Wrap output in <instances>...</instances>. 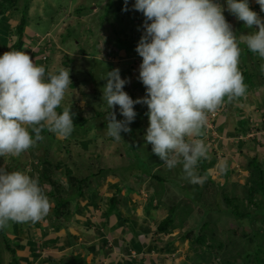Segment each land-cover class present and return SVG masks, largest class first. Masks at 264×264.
Returning <instances> with one entry per match:
<instances>
[{
  "label": "clouds",
  "instance_id": "9594fccd",
  "mask_svg": "<svg viewBox=\"0 0 264 264\" xmlns=\"http://www.w3.org/2000/svg\"><path fill=\"white\" fill-rule=\"evenodd\" d=\"M127 3L124 0L122 11L128 10ZM256 3L264 12V0ZM133 9L144 17V34L135 51L142 59L137 78L145 96L133 100L123 91L129 80L121 79L120 70L106 71L102 99L109 110L107 135L121 141V133L131 131L135 105H145L148 127L143 139L152 153L167 169L179 166L184 179L202 185L207 176L199 173L198 166L210 159L201 138L208 116L226 102L245 97L240 45L264 60V18L250 9L248 0H224V4L219 0H135ZM225 11L244 28L255 26L257 31L237 35ZM49 37L46 33L43 39ZM105 47L108 52L111 46ZM71 83L68 67L46 77L45 67L37 66L24 51L0 56V157H20L44 139V130L62 139L70 137L75 113L72 104L65 106L64 101ZM116 106L123 120H117ZM218 168L226 172L227 162ZM52 207L38 177L0 168V230L11 223L44 221ZM106 244L110 245L109 240ZM133 255L131 251L129 257Z\"/></svg>",
  "mask_w": 264,
  "mask_h": 264
},
{
  "label": "crops",
  "instance_id": "0c3cea01",
  "mask_svg": "<svg viewBox=\"0 0 264 264\" xmlns=\"http://www.w3.org/2000/svg\"><path fill=\"white\" fill-rule=\"evenodd\" d=\"M32 1L30 0V4H28L25 22L20 31L16 29V26L22 17L21 12L17 14V10L12 8L0 15V56L8 51H24L33 59L37 66L45 67L47 77L49 72L55 73L58 71L57 68L60 67L61 60L67 56H65L66 53L58 44L62 34H58L57 38L54 37L52 39V34L53 36L55 35L52 31L40 32L36 27L26 24V22L30 24L27 12H31V4L34 5V3H31ZM252 6L260 8L256 0H253ZM94 9L97 10L96 5H94ZM93 10L92 12H94ZM128 15L130 18H135H131L130 24L133 25L136 32L139 30L138 34H144L142 22L140 23L138 20L141 19L142 15L137 12L135 14L129 12ZM69 21L67 24L70 23ZM129 29L128 27L127 31ZM253 30L257 31L255 26ZM46 33H50V39H43ZM247 33L249 31L243 30L239 31L238 35ZM127 50L124 48L113 52L114 55L112 54L111 56L113 58L112 64L114 65V69L119 68L120 76L130 80L134 86L136 82H139L137 77L142 59L136 53L135 48ZM243 51L241 49L239 67L241 70V67L245 66L246 71L250 73L248 56L251 55V58H258V55L247 51L248 53L243 57ZM129 52L135 54L133 64H131L132 58L128 57ZM116 57L118 58V63L115 62ZM255 63L256 67L252 71V75L255 78L251 73L249 74L251 75V82L246 84L247 93L245 97L234 100L231 103L226 102L220 109L214 125L216 138L210 139L208 135L207 138L204 136L201 138L209 149L210 159L205 160V163H207V174L213 182L217 183L219 181L218 183H222L227 181L228 183H235L239 187L244 186V189L255 186L254 188L260 192L263 189L258 187L259 180L252 182L249 176L251 168H257V166L252 164L254 159H258L264 165V70H262L264 68L260 67L261 62L256 61ZM134 89L136 92L133 96L136 99L141 98V92L135 87ZM69 103L72 104L71 110L73 113L79 114V111L82 112L77 99H73V96L67 93L64 105H70ZM58 110L62 109L58 108ZM88 121L86 119L82 128L74 126V131L67 139L59 138L46 130L43 131L44 135H46L45 141H42L44 147L51 148L54 152L57 149L56 146L60 145L64 147V145H67L70 148L78 147L82 151L85 148L82 147L81 142L86 141L89 145L94 143V148H96V138L99 135H96L95 140L93 139L94 137L91 140L75 138L76 132L79 135L82 134V130L83 133L93 132V127L90 128V125H86ZM105 129L107 130L106 126ZM71 136L74 138L71 139ZM127 138L128 135H125V140ZM106 139L110 143L113 141V138L110 136L106 137ZM72 141H76V143L72 144ZM94 148L90 149L89 147L90 150L99 149ZM6 158L8 160L12 159L11 157ZM1 159L2 157H0V166H3ZM27 161H29V158ZM33 161V163L29 164L28 168L24 167L25 164H23L22 169L26 168L28 170L31 168L32 165L37 163L36 160L33 159ZM224 161L227 162L228 169L226 172H221L218 164ZM57 162L48 160L47 164H45V169L48 170L47 174L54 181H57L59 187L55 184L53 187L49 185L50 183L46 182L40 186L45 194L48 193L46 195L53 202V207L49 213L50 216L48 215L45 221L38 222L39 224L11 223L8 228L0 230V264H140L141 262L145 264L147 262L160 264L164 260L161 252L164 251L165 247L170 254L169 246L172 245L171 241H174V239L167 241L165 235L169 233L155 232L156 226L166 215L163 214V217H160L159 209L161 206L155 201L157 200L155 197L151 202L148 199H150L149 195L154 188L158 192L162 188L160 193L165 198L166 205L170 204L172 206L174 200H171V196L167 197V194L173 191L174 188H169L164 176L165 179L162 181L154 179L153 174H157V169L151 172L152 176L149 174L150 179L139 180L142 175H137L135 182H139L140 187L130 191V194L124 200L119 198V191H115L113 187L117 182V179H114V175H108L105 179L101 177L96 179L95 177L100 174V171H97L93 176L100 193V198L91 201L88 198L86 199L85 196H79L78 199L76 198L72 202L74 205H71L64 198L65 196L61 197L59 194L65 190L63 184L66 183L68 185L67 176H71L73 168L76 170L77 165H75V162H72L70 165L69 163L66 164L69 168L65 165L62 172L63 175L60 173L61 175L58 177L57 172H55ZM161 166L164 167L163 162H161ZM17 167L21 168L20 166ZM37 169L39 178L40 172L43 169L41 166ZM11 171L17 170L14 168ZM32 171H36V169L28 171V174L30 175ZM34 177L37 176L35 175ZM84 179L86 178L77 180L80 185L79 188H81ZM150 180H154L156 183H151ZM257 182L258 184H256ZM106 183L107 186L105 185ZM261 183L264 185V180L261 179ZM55 186L58 189L60 188L59 191L55 192ZM239 187L238 192H236L237 195L242 189ZM229 188L228 190L231 191V187ZM65 192L67 194L69 188ZM82 194L84 195V193ZM127 194L128 191L123 189L119 195L124 197ZM239 195L245 196V194ZM107 197L110 198L107 199ZM117 197L119 198L118 200ZM61 198L65 201L62 207L56 206V202ZM261 201L264 202L262 198ZM61 209L65 213H68V216H57L58 212H61ZM258 209H260L258 213H264V204ZM112 214H115V222L113 224L108 220ZM132 226L137 232H133ZM146 232L150 233V240H145L144 234ZM110 234L112 238L108 237ZM105 239L110 240V245L106 244ZM131 251L139 253V259L124 258L125 255L129 256Z\"/></svg>",
  "mask_w": 264,
  "mask_h": 264
},
{
  "label": "rangeland",
  "instance_id": "374dc122",
  "mask_svg": "<svg viewBox=\"0 0 264 264\" xmlns=\"http://www.w3.org/2000/svg\"><path fill=\"white\" fill-rule=\"evenodd\" d=\"M10 1L13 2V0ZM24 2L25 0L15 1L14 7L18 9L16 12L17 14H20V9L23 7L24 4L22 3ZM83 2H85L84 4L87 5L88 9H84L78 13V9ZM134 2L135 0H128L127 3V7L130 8L129 12L131 14L137 12L133 9ZM219 2L224 4V0H219ZM28 3L30 4V0L26 2L25 9H27ZM31 3H34V5L31 4V12H27L30 24L27 22L26 24L36 27L40 32L52 31L55 33L54 36L53 34L51 36L49 33L52 39H54V37L57 38L58 34H62L58 44L70 59L68 58L67 60V58L64 57V59L61 60L60 67L57 69L69 68L72 83L67 93L71 94L73 99H77L79 102L82 110V112L79 111V114L87 120L90 119L86 125H93L90 126V128L93 127L92 134L89 133L91 131L83 133L82 130L81 135H79L78 132L75 133V138L80 140H91V138L94 137L93 139L95 140L96 135L99 136L96 138V148H94V143L89 145L86 141L81 142L82 147L85 148L83 151L78 149V147H75V149L74 147H67V145H64L63 149L59 145L56 146L57 149L53 152L51 148H45L43 143H38L36 147L29 149L18 158L11 157L12 159L8 160L6 157H2L1 163H3V166H0V168L9 172L11 169L14 170V168H16V170H21L28 174V171L35 170L39 168V166L42 167L43 165L40 161L41 156H46L47 161H58L55 165V172H57L58 177H60L64 171L63 167H65L68 162H75V165H77L76 170L73 168L71 176H67L68 185L66 183L63 184L65 190L69 188V192L66 194L64 190L59 194L61 197L65 196L64 198L67 199L68 203H71V205H74L72 202L75 201L76 198L78 199L79 196H85L86 199L88 198L91 201L100 198V193L98 187H96L93 176L97 171H100V174L95 177L96 179L99 177L105 179L108 175H114V179H117L116 185H112L115 191H119V194L123 189L128 191V194L124 197L118 194L119 198L124 200L128 197L130 191L140 187L139 182H135L137 175H142L139 180H145L146 178L150 179L149 174L157 169L158 175L166 177L169 188H174V192L170 191L167 194V197L171 196V200H174L172 206H170V204L166 205V200L160 193L162 188L159 192L154 188L149 195L150 199H148L152 201L155 197L157 199L155 201L161 206L159 209L160 217H163V214L166 216L170 215L173 221L172 225L167 228V233L170 235L168 234L165 236L167 237V241L172 239H174V241L172 240V245L169 246L170 254L167 252L166 247L164 251L161 252L164 260L160 264H225L226 260H228L230 264H244L242 258H240L241 252H247L249 249L252 250L256 246L262 248V251H264V240H261L262 236L264 238V232L260 230V219L254 217L253 220H257L251 221L255 223L250 222L249 224L251 226L249 225L243 228V235L249 233V238L241 236V232H239L237 228L235 229L237 233L233 234V232L230 231L231 229H229L230 227H228V223L232 222L230 213L224 212L218 215L214 212L211 213L210 216L205 214V208H214L218 200H213V196L205 191L202 195L195 197L196 195L193 192L194 189L190 188L191 183L183 178L181 168L178 166L170 170L171 172H169L166 167L162 168V161L152 153L151 145L146 144L145 141H137L138 145L135 147H133L131 143H129L130 146H127L124 144L125 135H127V133L123 132L121 133L122 140L119 142L113 139L110 143V141L106 139V137H108L107 130L105 129V126L107 127L106 116L109 110L107 109L106 102L102 99V91L106 83L102 78L106 71L114 69V65L112 64L113 58H111L114 49L122 50L123 48H121V46L128 48V45L123 42L122 39L116 43L117 40L115 39L116 42L114 41V36H120V39L122 33H124L122 36H126L128 27L133 28V25L130 24V17L124 16L122 10L118 12V6L119 8L125 6L124 0H33ZM252 3L253 0H248L250 9L256 12L261 18H264V12H261L258 7L254 8ZM94 5H96L97 10L94 9ZM92 10L94 12L98 11L96 15L93 14L94 12H92ZM13 13L15 12L13 11ZM23 14L26 15V12ZM224 15L227 17V21L233 26V30H235L238 24L236 18L227 11L224 12ZM68 18L71 19V21H69ZM68 21L70 23L67 24ZM143 24L144 18L142 19V25ZM252 31L254 30L252 29L249 33ZM137 32H139V30H137ZM105 45L111 46L108 52H106L108 47L106 48ZM116 46H118V48ZM240 47L243 50L246 49L242 44ZM120 53H122V51H120ZM117 61L118 58L116 57L115 62L118 63ZM256 61L261 62L260 67L264 68V60L259 57L251 58V55H249L248 66L251 75L256 67ZM250 73L248 72L247 74L249 77L251 76L249 75ZM252 76L255 78L254 75ZM121 79L124 78L121 76ZM131 85L133 84H131L129 80V83L125 85L123 91L130 94V97L135 100L133 95L136 91ZM136 88L143 93L142 87L136 86ZM143 96L145 95H142V97ZM103 111L104 114L102 113ZM95 113H101L103 115L99 116V118L92 119ZM115 113L116 118L118 117L123 120V117L119 113L118 106L115 108ZM73 119L74 122H76L75 117ZM140 119H142L140 116H136L135 118V120ZM135 120L131 124L134 125ZM139 122L142 124V129L147 127L145 121ZM129 127L132 128L130 125ZM71 137V139L74 138L73 136ZM71 143L74 144L76 141H72ZM89 147L90 149H99L90 150ZM28 158L29 161H27ZM33 159L37 161L36 164L32 165L28 171L26 168L22 169L23 164L26 165H24V167L28 168V166H30L29 164L34 162ZM252 164L257 166V168H251L249 173L251 181L256 182L259 178L264 180V165L261 164L258 159H254ZM259 169L262 171H259ZM81 178L86 179H84L79 189L80 185L77 180ZM150 182L156 183L154 180H150ZM105 185L107 186V183ZM208 188L210 191V186H208ZM82 193H84V195ZM239 194L244 195L243 191L239 192ZM239 194L238 199L242 197ZM109 198L110 197H107V199ZM119 198L117 197V200ZM217 205L222 209L225 206L222 202ZM114 216L115 214H112L108 218L112 224L115 222ZM216 216L218 217L216 218ZM208 218L211 220H208ZM204 220L209 223L210 227L212 226L211 222L213 224L216 223L217 230L215 226H213L214 230L212 232L208 231L207 227L200 228ZM131 229L134 233L137 232V230H134L133 226ZM253 232L256 236L253 235ZM199 235H205L203 243L197 241ZM181 236H184L182 239H185L181 240ZM210 236L214 241L210 239ZM108 237L112 238V235L110 234ZM144 238L145 240H150V233L146 232ZM251 239H255L253 243L250 242ZM107 240L109 239H105L106 242ZM208 242L215 248L214 253L209 251L206 247ZM219 242L220 245H218ZM135 253L136 252L132 251V254H134L132 257L125 255L124 258L132 260L139 259V253ZM140 264L145 263L141 262ZM147 264L153 263L147 262Z\"/></svg>",
  "mask_w": 264,
  "mask_h": 264
},
{
  "label": "trees",
  "instance_id": "16d2710c",
  "mask_svg": "<svg viewBox=\"0 0 264 264\" xmlns=\"http://www.w3.org/2000/svg\"><path fill=\"white\" fill-rule=\"evenodd\" d=\"M15 1L16 0H13V2H11L10 0H0V15L4 14L7 10L9 9H12L14 8L15 9ZM28 0H25L23 7L20 9V12L22 13V17L20 18V21L18 23V25L16 26V29L18 31L21 30V27L23 26L24 22H25V15L23 13L26 12V2ZM85 3V2H83ZM83 5V6H82ZM80 6V8L78 9V13L82 11V9H87V5L86 4H82ZM111 5H114V4H111ZM125 6H121V8H119L118 6V12L120 10H122ZM226 7V5H225ZM128 8V7H127ZM129 9L127 11H123L124 13V16H127L129 17ZM18 11V9H16ZM98 12V11H97ZM97 12H94L93 14L96 15ZM138 14L142 15V18L141 19H138L139 22L141 23L142 22V19L144 18L143 17V14L140 13V12H137ZM132 19H135L134 17H131ZM130 18V19H131ZM227 18V17H226ZM237 25H236V29L234 30L237 35H238V32L239 31H243V30H249L251 31L252 29H246L244 28L242 22L238 21L237 20ZM124 35V33L121 34V38L119 39L120 36H114V41L118 43L119 40H123V42H125L127 45H128V49L127 51H129L130 49L132 50V48H136L139 40H140V37L143 35V34H138L136 32V29L134 28H130L129 31H127V34L126 36H122ZM116 39V40H115ZM243 45V44H242ZM118 48V46H116ZM121 48H125V47H122ZM118 50L116 49V52ZM252 53L250 52L247 48L242 52V56L245 57L246 53ZM129 54V58H132V63H134L133 59L135 57V54L133 53H128ZM133 54V55H132ZM137 55V54H136ZM68 58V57H66ZM241 71L243 73V76H244V82L245 84H247L248 82H251V79L250 77L247 75L248 72L246 71V67L245 66H242L241 67ZM56 73V72H55ZM133 86V85H132ZM136 86H140L143 88V93L138 89L136 88ZM136 88L137 90H139L141 92L142 95H145V88L144 86L139 83V82H136L135 85L133 86V88ZM132 94V93H131ZM130 96V94H128ZM134 97V96H133ZM144 97V96H143ZM142 98V96H141ZM136 99V98H135ZM135 112L137 113L136 116H140L142 119L140 120H135V123L134 125L133 124H130V126L132 128L131 131L129 133H127L128 135V138L126 140H124V144L127 145V146H130L129 143L132 144L133 147H135L137 144V141H143L144 142V136L146 135V129L148 127V118L146 116V112L148 111L147 110V107L145 105H135V108H134ZM62 110H58V112H60ZM108 112V111H107ZM99 116H101V113H95L93 114V117L92 118H99ZM75 119L78 120V123H74V126L76 127H79V128H82V126L84 125L86 119L83 118L80 114H75ZM78 117V118H77ZM117 120H121L120 118L117 117ZM143 122L145 121L147 123V127H144L142 129V124L139 122ZM79 124V126H78ZM214 125H215V122H214ZM30 134H31V131H30ZM41 135L45 138L46 135H44V132L42 131ZM207 138V137H206ZM208 138L210 139H213V138H216V135L212 136V135H208ZM45 141V139H43ZM42 140V141H43ZM42 141L38 142V143H43ZM41 163H42V169L43 171L40 172V176H39V183H40V186H42V184L44 182L46 183H50L49 185H52V184H55L59 187V184L57 183V181H54L48 174V170H46L45 168V164H47V158L46 156H44V158L42 157V159L40 160ZM206 165L207 163H205V161H202L199 166H198V171L201 175H206L207 174V170H206ZM162 168H165V166H161ZM169 170V169H167ZM158 171V170H157ZM259 171H262L259 169ZM169 172H171L169 170ZM41 174H43L41 176ZM37 176L38 177V170L36 169V171H34V173H31L30 176ZM48 175V176H47ZM151 176H152V173H151ZM154 176V179H158L159 181H162L164 180L165 178L163 176H160L158 174H153ZM207 179L206 181L204 182V185H196V184H190V188H193V192L195 193V197H198L199 195H202V193L205 191L206 193H210L212 196H213V200L214 199H217V203L216 205L214 206V208H208L206 209L205 208V214H207L208 216L211 215V213H217L218 215L219 214H222V213H230V217H232V222H229L228 223V227H230L229 229H231L230 231L233 232V234H236L237 233V230H235L236 228L239 230L240 235L243 236V237H246V238H249V233L247 234H244L243 235V231H244V227L245 226H249L250 224V220L254 217H257L258 219H260L261 221V227H264V213H258V211L261 209H258L259 207L263 206L264 202L261 201V198L264 200V185L261 183V178H259L258 182L256 184H258V187L259 188H262L263 190H261L259 192L258 189L254 188L253 186L252 187H249V188H243L244 186H241L239 187L237 184L235 183H228L227 181H224L222 183H216V182H213V180L208 177L209 175L207 174ZM153 178V177H152ZM209 178V179H208ZM255 184V185H256ZM55 186L54 190L55 192L59 191L58 187ZM208 186H210V191H209V188ZM257 186V185H256ZM220 187V188H219ZM229 187H231V191H229L228 189H230ZM238 187L239 188H242L241 189V192L243 191V194H245V196H242L240 199H238V195L236 194V192H238ZM64 188V187H63ZM80 189V188H79ZM236 191V192H235ZM174 192V191H172ZM48 194V193H46ZM221 194V195H220ZM238 200V202H237ZM63 202H65L63 200V198H61L59 201H57V205L56 206H60L62 207V204ZM224 203L225 206L222 208H220L217 204H220V203ZM240 209V210H238ZM225 210V211H224ZM238 212V213H237ZM240 212V213H239ZM244 212V214H243ZM248 212V213H247ZM252 212V213H251ZM247 213V214H245ZM240 214V215H239ZM57 216H62V217H65V216H68V213H65L64 211H62L61 209V212H58ZM229 216V215H227ZM245 216H247L248 218H245ZM218 216H216L217 218ZM215 218V219H216ZM241 218V219H240ZM251 218V219H249ZM208 220H211L210 218H208ZM239 220V221H238ZM217 222V221H216ZM242 222V223H240ZM245 222V223H244ZM173 221H172V217L170 215H167L165 218H163L159 223L158 225L156 226V232L158 233H167V228L172 225ZM252 223H255V222H252ZM212 226L210 227L209 226V223L206 222V220L203 221L202 223V226L200 228H204V227H207L208 228V231H213L214 228L213 226L216 227V223H212ZM233 224V225H231ZM245 224V225H244ZM199 228V229H200ZM217 230V227L215 228ZM264 232V228L260 229ZM253 235L256 236V234L253 232ZM184 236H181L180 239L181 240H184L182 239ZM239 237V235H238ZM202 238V240H201ZM210 239L212 240L213 238L210 236ZM205 240V235H199V237H197V241L199 243H203ZM210 240V241H211ZM255 239H251L250 242L253 243ZM261 240H264L263 236L261 237ZM214 241V240H212ZM211 241V242H212ZM211 243L208 242V245H206V247L209 249V251L211 252H215V248L213 247V245H210ZM218 245H220V242L218 243ZM220 254L222 255V253L220 252ZM240 258H242V262L244 264H264V251H262V248L256 246L255 248H253L252 250H248L247 252H241V255H240ZM222 260V259H221ZM220 264V263H219ZM225 264H230L228 260H226Z\"/></svg>",
  "mask_w": 264,
  "mask_h": 264
},
{
  "label": "built area",
  "instance_id": "2783aa9c",
  "mask_svg": "<svg viewBox=\"0 0 264 264\" xmlns=\"http://www.w3.org/2000/svg\"><path fill=\"white\" fill-rule=\"evenodd\" d=\"M220 111V110H219ZM217 112L215 114H209L208 116V123L204 129V136L207 137V135H215V130H214V121L219 115L220 112Z\"/></svg>",
  "mask_w": 264,
  "mask_h": 264
},
{
  "label": "bare ground",
  "instance_id": "6f19581e",
  "mask_svg": "<svg viewBox=\"0 0 264 264\" xmlns=\"http://www.w3.org/2000/svg\"><path fill=\"white\" fill-rule=\"evenodd\" d=\"M29 4V3H28ZM39 16V15H38ZM44 35V34H43ZM44 38V37H43ZM51 41V40H50ZM63 53V52H62ZM66 56H67V54H66ZM67 60H68V58H67ZM70 61V60H69ZM100 71V70H99ZM97 72V71H96ZM89 86H90V88H91V85L89 84ZM98 86V85H97ZM101 87V86H100ZM88 88V87H87ZM102 88V87H101ZM90 90V89H89ZM70 104V103H69ZM86 107V106H85ZM77 113V112H76ZM103 114H104V112H102ZM103 114H101V115H103ZM105 116V115H104ZM88 117V116H87ZM78 118V117H77ZM79 120V119H78ZM78 120H76V122L78 123ZM90 120V119H89ZM75 123V122H74ZM92 124H90V126H91ZM78 126H79V124H78ZM93 126V125H92ZM79 127H81V126H79ZM97 127V126H96ZM99 127V126H98ZM45 131V130H44ZM47 131V130H46ZM92 134V133H91ZM50 135H52V134H50ZM50 137V136H49ZM63 148V147H62ZM64 149V148H63ZM76 149V148H75ZM83 151V150H82ZM48 153V152H47ZM62 153V152H61ZM66 154H67V152H66ZM69 154V153H68ZM52 155V154H51ZM56 155V154H55ZM85 155V154H84ZM67 156V155H66ZM55 157V156H54ZM43 158H44V156H43ZM75 158V157H74ZM40 159V158H39ZM42 159V158H41ZM67 159V158H66ZM78 159V158H77ZM53 161V160H52ZM65 161V160H64ZM36 162V161H35ZM62 162V161H61ZM72 162V161H71ZM69 163V162H68ZM71 163H69V165H70ZM77 164V163H76ZM67 166V165H66ZM68 167V166H67ZM64 168V167H63ZM69 168V167H68ZM38 170V169H37ZM28 171V170H27ZM207 175V174H206ZM48 176V175H47ZM209 177V176H208ZM145 178V177H144ZM142 179H143V177H142ZM209 179V178H208ZM148 180V179H147ZM219 182V181H218ZM217 182V183H218ZM173 184H175V183H173ZM54 184H52V186H53ZM114 185V184H113ZM203 185H204V183H203ZM54 187V186H53ZM42 188V187H41ZM122 188H123V186H122ZM220 188V187H219ZM43 190V189H42ZM221 195V194H220ZM50 197V196H49ZM96 202V201H95ZM151 202V201H150ZM148 206V205H147ZM158 207V206H157ZM156 210V209H155ZM238 210H240V209H238ZM157 212V211H156ZM238 213V212H237ZM240 213V212H239ZM248 213V212H247ZM247 213H245V214H247ZM252 213V212H251ZM243 214H244V212H243ZM240 215V214H239ZM50 216V215H49ZM245 218H248L247 216H245ZM241 219V218H240ZM249 219H251V218H249ZM160 220V219H159ZM252 220V219H251ZM250 220V221H251ZM257 220V219H256ZM256 220H252V221H256ZM45 221V220H44ZM239 221V220H238ZM251 221V222H252ZM44 223V222H43ZM240 223H242V222H240ZM245 223V222H244ZM39 224V223H38ZM245 225V224H244ZM251 226V225H250ZM254 226V225H253ZM256 227V226H255ZM37 228H38V226H37ZM156 232V231H155ZM199 237V236H198ZM201 240H202V238H201ZM104 252V251H103ZM104 254V253H103ZM92 257V256H91ZM217 264V263H216Z\"/></svg>",
  "mask_w": 264,
  "mask_h": 264
}]
</instances>
